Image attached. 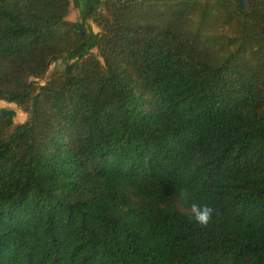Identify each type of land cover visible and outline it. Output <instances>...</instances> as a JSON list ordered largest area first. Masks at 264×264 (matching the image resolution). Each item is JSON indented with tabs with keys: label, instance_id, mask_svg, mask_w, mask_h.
<instances>
[{
	"label": "trees",
	"instance_id": "16d2710c",
	"mask_svg": "<svg viewBox=\"0 0 264 264\" xmlns=\"http://www.w3.org/2000/svg\"><path fill=\"white\" fill-rule=\"evenodd\" d=\"M69 6L0 0V264H264V0Z\"/></svg>",
	"mask_w": 264,
	"mask_h": 264
},
{
	"label": "rangeland",
	"instance_id": "374dc122",
	"mask_svg": "<svg viewBox=\"0 0 264 264\" xmlns=\"http://www.w3.org/2000/svg\"><path fill=\"white\" fill-rule=\"evenodd\" d=\"M70 12H73V14L67 15L66 20L77 21V20L82 19L81 18V12L79 10H77V9L72 10L71 9ZM89 22H90L91 28L93 30V32H91V34H90V41H91L90 48L92 49V51L97 52V49L95 46V33L98 31V27L93 21L89 20ZM66 63H67L66 58H61L60 60L52 63L47 74L48 75L54 74L59 69H62L66 65ZM45 78L42 79L41 82H44ZM0 107L13 108L15 110V116H14L15 123L23 122L26 118L25 112H23L20 108H18L16 103H14V102H10V101H6L4 99H0Z\"/></svg>",
	"mask_w": 264,
	"mask_h": 264
},
{
	"label": "clouds",
	"instance_id": "9594fccd",
	"mask_svg": "<svg viewBox=\"0 0 264 264\" xmlns=\"http://www.w3.org/2000/svg\"><path fill=\"white\" fill-rule=\"evenodd\" d=\"M214 209L208 204L193 203L190 205V219L200 226H207L212 219Z\"/></svg>",
	"mask_w": 264,
	"mask_h": 264
},
{
	"label": "crops",
	"instance_id": "0c3cea01",
	"mask_svg": "<svg viewBox=\"0 0 264 264\" xmlns=\"http://www.w3.org/2000/svg\"><path fill=\"white\" fill-rule=\"evenodd\" d=\"M86 3H87V0H70V6H69V12H68V15H72L73 12H70L71 9H77L81 12V18H82V14H83V11L85 9V6H86Z\"/></svg>",
	"mask_w": 264,
	"mask_h": 264
},
{
	"label": "water",
	"instance_id": "95a60500",
	"mask_svg": "<svg viewBox=\"0 0 264 264\" xmlns=\"http://www.w3.org/2000/svg\"><path fill=\"white\" fill-rule=\"evenodd\" d=\"M241 7L247 6V0H236Z\"/></svg>",
	"mask_w": 264,
	"mask_h": 264
},
{
	"label": "built area",
	"instance_id": "2783aa9c",
	"mask_svg": "<svg viewBox=\"0 0 264 264\" xmlns=\"http://www.w3.org/2000/svg\"><path fill=\"white\" fill-rule=\"evenodd\" d=\"M98 10H100V8H98Z\"/></svg>",
	"mask_w": 264,
	"mask_h": 264
}]
</instances>
